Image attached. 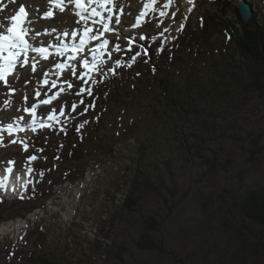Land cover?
<instances>
[{
    "label": "rangeland",
    "instance_id": "1",
    "mask_svg": "<svg viewBox=\"0 0 264 264\" xmlns=\"http://www.w3.org/2000/svg\"><path fill=\"white\" fill-rule=\"evenodd\" d=\"M223 1L230 2L231 6L224 5L222 8L216 4V0H194L193 10L188 12L187 9L192 5L187 0H173L168 13L160 5L163 7L160 11L166 15L161 16L160 11L152 13L138 31H132L131 24L135 23L139 15V7L133 10L129 8L128 13L124 12L122 16V22L128 30L119 38L114 33L107 34L109 50L117 42L122 49H126L128 41L125 37L135 36V43L130 52L111 51L112 59L104 68L115 67L113 62L117 59L130 62L136 52L142 53L137 57L141 60L148 58L150 53L172 58L173 43L184 30H177L180 24L188 21L194 27L198 25V19L203 17L205 25L209 26L204 47L211 52L197 53L202 57L197 63L200 65L204 61L207 70L210 67L207 60H210L213 50L221 48L225 53V38L221 30L225 29V21L232 24L237 22L236 6L243 0ZM246 1L250 3L254 21L264 26V0ZM14 3L15 0H11V3L10 0H0V20L5 16L6 22L10 23L11 16L20 6L16 4L11 10L7 8ZM25 6L31 13V27L34 28L39 20L47 19L48 23L37 30L39 33L51 32L53 28L59 30L50 36L38 35L39 41L54 45L58 43L56 36L66 28L80 27L76 21L69 27L56 19L49 23L56 13L51 18H44V11L48 10L46 4L33 6V11L28 3L25 2ZM66 12L69 13L68 10ZM165 28H168L167 32H164ZM141 34L146 39L141 40ZM161 46L163 51L158 52ZM145 49L146 55L143 54ZM175 58L178 61L186 57ZM138 67L142 70L141 65ZM80 70L78 67L77 76ZM198 72L201 75L205 73L203 70ZM94 76L98 81L99 73ZM42 78V73L39 70L33 73L29 65L20 70L14 94L9 93L3 83L0 84V121L7 123L22 115L25 121L29 120V116L22 111L23 97L27 94L28 107L36 103L33 97L38 87L37 81ZM13 79L10 77L9 80ZM60 79L73 82L74 87L69 90L65 85V91L51 104L41 105L37 114L47 117L52 108L59 112L61 106L66 105L65 115L71 116L65 124L66 134L59 131V126L51 130L45 127L37 133H20L17 137L27 139L30 145L28 151H24L19 143H9L13 137H5L4 134L6 151L0 153V170L5 172L8 160L15 161L10 175L14 177L16 191L6 198L4 193H0V264H38L42 257H47L53 264H231L236 247L229 244L237 237V233H233L236 237L232 235L231 228L243 229L236 218L239 209L232 202L239 203L248 190L264 186V92H246L239 88L233 100L223 103L218 112L219 117L215 120L216 132L206 135L207 140L203 145L199 144L202 149L196 157L195 153H191L185 160L178 149L170 151L168 139L164 143H156V151L151 152L145 161L160 156L169 159L175 177L171 181L165 169L158 171L164 179L159 180V192L150 195L146 203L133 212L121 213L138 142L132 138L113 140L111 135L121 129L120 123L126 114L108 117H99L94 113L80 115L84 112L81 111L82 107L99 100L100 96L93 94L97 83L91 85V96L86 92L77 96L75 93L83 81L73 77L71 69L64 71ZM25 80L29 81L27 85L24 84ZM39 90V99L42 100L47 87ZM55 91L57 89H52V92ZM6 99H10L11 103L4 106ZM81 99L84 104H79ZM73 103L78 104L75 112H71ZM17 108H21V111H17ZM135 110L127 115L133 118L143 116L144 110ZM84 121L88 123L77 131V126ZM61 122H64L63 117ZM20 123L27 127L24 122ZM80 132L88 137H105L112 153L98 151L82 160L72 161L77 155H69L67 149L74 147L75 134ZM252 139L259 143V150L253 153L252 149L256 146ZM40 148L44 151L37 150ZM80 148L81 145L76 146V149ZM32 155L38 159L31 162L30 166L35 172L32 177H28L25 175L26 160ZM214 157L218 161L216 169L212 170L208 161ZM40 171L44 172L42 178L38 175ZM28 179L39 182H34L24 190L21 186ZM21 194L23 199L20 198ZM148 216L162 223L160 233L153 234V237L163 241L164 252L141 251L134 245ZM250 227L262 230L255 225Z\"/></svg>",
    "mask_w": 264,
    "mask_h": 264
},
{
    "label": "trees",
    "instance_id": "2",
    "mask_svg": "<svg viewBox=\"0 0 264 264\" xmlns=\"http://www.w3.org/2000/svg\"><path fill=\"white\" fill-rule=\"evenodd\" d=\"M216 4L222 8L224 5L231 6L230 2L223 0H216ZM235 15L237 22L225 21V29L221 30L225 38V53L221 48L213 50L210 60H207L210 66L207 70L204 61L200 65L197 63L202 59L197 53L211 52L204 47L209 26L201 17L194 27L185 22L182 35L173 43L172 58L155 53H150L144 60L139 57L131 67L118 68L116 75L108 73L103 82L94 87L93 94L100 98L95 107L89 108L86 113L99 117L126 114L120 123L121 129L112 134L111 139L132 138L138 142L121 213L133 212L145 204L150 195L159 192V180L164 179L158 171L165 169L173 181L175 174L170 169L169 159L160 156L145 161L151 152L156 151V143H164L168 139L170 151L178 149L184 159L191 153H195L196 157L200 155V145L207 140L206 135L216 132L215 120L223 103L235 98L239 88L246 92H264V26L254 21L253 13L250 21L244 22L238 6ZM180 56L186 58L175 60ZM177 63L178 67L174 68ZM199 70L205 73L201 75ZM106 71L102 69L98 81ZM135 108L144 110L143 116L133 118L127 115L136 112ZM252 143L256 146L252 149L253 153L259 150V143L254 139ZM73 145V148L67 149L69 155H77L72 161L82 160L98 151L112 153L105 137H88L83 132L75 134ZM80 145L81 148L76 149ZM217 161L215 157L208 161L212 170L216 169ZM232 205L239 209L236 218L244 230L231 228L233 236L237 233L236 239L229 244L236 247L231 264H264V186L248 190L239 203L233 201ZM161 224L160 220L148 216L135 247L141 251L164 252L163 241L153 237V234L160 233ZM251 225L262 230L257 231ZM38 264L53 263L42 257Z\"/></svg>",
    "mask_w": 264,
    "mask_h": 264
},
{
    "label": "snow or ice",
    "instance_id": "3",
    "mask_svg": "<svg viewBox=\"0 0 264 264\" xmlns=\"http://www.w3.org/2000/svg\"><path fill=\"white\" fill-rule=\"evenodd\" d=\"M11 2V0H10ZM189 7L188 12H192L194 0H187ZM158 0H151L150 3H144L143 9H152L153 5L157 4ZM173 3V0H167V4L164 5L167 8ZM49 4L54 6L60 13H65L66 9L72 11V14L77 17L76 24L80 25L79 28H66L58 36L56 40L58 43L55 45L48 44L46 41L37 40L38 35H51L52 33L58 32L56 28L51 29V32L45 31L39 33L34 30L30 25L31 21L27 20L29 13L23 4L19 7V11L11 16L10 26H5L4 20H0V82H3L9 93L14 94L16 91L15 84L19 82V74L21 69H25L26 66L31 67V71L36 73L38 70L42 73L43 78L37 81V90L35 91L36 103H33L31 107L27 106L28 96L24 95V106L22 111L25 115L29 116L30 119L25 121L24 116L14 118L13 120L5 123L0 121V147H4V134L13 137L9 143H19L24 151H28L29 143L27 139L18 138L17 133H25L31 131L37 133L39 130L47 127L50 130L59 126V131L65 132L66 122L71 119L70 114L65 115V106L62 105L59 112L55 108L48 113L47 117L38 116L37 109L41 105L51 104L53 100L57 99L61 93L65 91V85L67 89L71 90L74 87L73 82L64 79L61 80L63 72L71 69L73 77L83 81L79 91L75 94L82 96L85 92L87 95H92L91 85H95L98 82H103L104 76L108 73L116 75V69L120 67H131L136 62L141 52H136L130 62L117 59L113 63L115 67H110L101 76V80L97 81L94 74L100 73L104 66L112 59L111 51H127L132 50V46L135 43V36L125 37L128 41L126 49H122L120 44L117 42L111 45L109 50L110 40L105 36L106 33H114L118 38L123 35L125 28L122 22V16L125 12V6L122 0H49ZM71 6V7H70ZM164 11L160 12L161 16L166 15ZM147 15L146 11H140L139 15L135 18V23L131 24V28L135 29L141 26L143 17ZM176 15L175 12L172 13ZM44 18H50L53 16L52 7H49L47 12L43 14ZM186 19V17H185ZM159 27V25H157ZM184 24L181 23L178 31H182ZM168 28L164 29L167 32ZM70 38V42H69ZM140 39H146V36L141 34ZM155 37L153 38V42ZM97 41L98 43L92 44L91 42ZM54 47V52L52 51ZM163 51V46L158 49V52ZM143 54H147V50H144ZM51 58V59H50ZM57 58H63L57 60ZM41 61H48V64H43ZM52 61H57L52 63ZM147 62V61H145ZM79 75L77 76V71ZM155 71V69H153ZM9 77H14L12 81ZM91 81V84H89ZM29 81L25 80L24 84L27 85ZM87 86V87H86ZM47 87V91L44 92V99H39L41 96L40 88ZM52 89L57 91L52 92ZM49 92L52 94L49 95ZM4 106L11 103L10 99L4 100ZM79 104H84V100L81 99ZM78 107L77 103H73L71 112H75ZM95 104L86 105L84 112L80 113L83 115L88 111L89 108H94ZM17 111H21V108H17ZM61 117L64 118V122H61ZM20 122H24L27 127L23 126ZM88 121H84L77 126V131H80L87 124ZM61 147H63L61 145ZM43 152L44 149H37ZM38 157L35 155L27 157L26 160V172L25 175L32 177L35 170L30 166L32 161L37 160ZM46 160L47 157H44ZM59 159V157H56ZM14 160H8L7 166L5 167V175L0 178V191H7V180L13 171ZM39 177L44 176V172H39ZM19 178V177H18ZM33 179H28L21 186L22 189L27 190L29 185L34 184ZM15 192V188L12 189ZM33 191H35L33 187ZM23 199V195L20 196ZM2 202V197H0Z\"/></svg>",
    "mask_w": 264,
    "mask_h": 264
},
{
    "label": "bare ground",
    "instance_id": "4",
    "mask_svg": "<svg viewBox=\"0 0 264 264\" xmlns=\"http://www.w3.org/2000/svg\"><path fill=\"white\" fill-rule=\"evenodd\" d=\"M25 2L26 3H28L29 5H31L30 7H31V10H32V7L34 6V7H36V5H40V4H46V5H48L47 7L49 8V7H52V10H53V14L54 13H56V17H54V18H52L50 21H49V23L50 22H52V21H55V19L56 20H58L59 22H65V24H67V26L66 27H69V26H71L72 24H74L75 23V21L78 19L77 17H75L73 14H72V11H69L68 9H66V10H68V12L69 13H60L54 6H52V5H50L49 4V0H31V1H28V0H15V3L14 4H12V5H8L7 6V8L8 9H12V8H14V6L16 5V4H20V6H21V4H23L24 6H25ZM41 2V3H40ZM122 2H123V4H124V6H125V12H127L128 13V9L129 8H131L132 10L135 8H137V7H139V11H146L147 12V15L146 16H144V19H143V22L141 23V26L140 27H138V28H135V29H137V31L138 30H140L143 26H144V23H145V20L146 19H148L150 16H151V14L152 13H154V12H158V11H160V8H163L162 6H160V5H165V4H167V0H158V3L157 4H155V7L153 8V9H143V4L144 3H150L151 2V0H122ZM4 3V2H3ZM11 3V2H10ZM127 3H129L130 5H128ZM4 6V5H3ZM20 6H18L17 7V12L19 11V7ZM140 6H141V8H140ZM71 7V6H70ZM1 8V7H0ZM25 8H26V6H25ZM168 8V7H167ZM167 8H165L164 7V10H165V12H167L166 11V9ZM2 9V8H1ZM4 10V9H3ZM1 11V10H0ZM26 11L29 13V15H28V17H27V20H30V18H31V13H30V10L29 9H27L26 8ZM33 11V10H32ZM45 12H47V10H45L44 11V13ZM133 12V11H132ZM161 12V11H160ZM159 12V13H160ZM2 19L1 20H4V22H5V26L7 27V26H10V23L7 21L6 22V19H4L5 18V16L4 17H1ZM70 18H72V21H70ZM38 22V21H37ZM36 22V23H37ZM45 23H48V21H47V19H43V20H39V22L37 23V25L36 26H34V30L35 31H37L38 29H40V27H41V25H45ZM71 24V25H70ZM76 25V24H75ZM132 31H134V29L132 30ZM38 32V31H37ZM48 37V36H47ZM106 37H107V34H106ZM108 38V37H107ZM69 42H70V38H69ZM55 45V44H54ZM52 51L54 52V48L52 49ZM51 59V58H50ZM69 70V69H68ZM67 70V71H68ZM64 73V72H63ZM9 79H10V77H9ZM22 80V79H21ZM3 82H0V84H2ZM29 119H30V117H29ZM20 135V133H17L16 134V136H19ZM5 137H8V135L7 134H5ZM5 140V139H4ZM2 150L3 151H6V148L4 149V147H1L0 148V153L2 152ZM5 174V172H3L2 170H0V178H2L3 177V175ZM11 175H12V173H11ZM14 184H15V182H14V177L13 178H11V181H10V184H9V187H8V190L7 191H0V193H4L5 194V196H4V198H6L7 196H9L10 194H12V193H14L13 191H12V189L14 188Z\"/></svg>",
    "mask_w": 264,
    "mask_h": 264
},
{
    "label": "water",
    "instance_id": "5",
    "mask_svg": "<svg viewBox=\"0 0 264 264\" xmlns=\"http://www.w3.org/2000/svg\"><path fill=\"white\" fill-rule=\"evenodd\" d=\"M249 7V3L246 0L241 1L238 4V12L244 22H249L251 19L252 13Z\"/></svg>",
    "mask_w": 264,
    "mask_h": 264
}]
</instances>
